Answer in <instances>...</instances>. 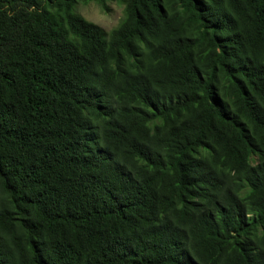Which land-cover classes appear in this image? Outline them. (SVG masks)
I'll return each instance as SVG.
<instances>
[{"label":"trees","instance_id":"trees-1","mask_svg":"<svg viewBox=\"0 0 264 264\" xmlns=\"http://www.w3.org/2000/svg\"><path fill=\"white\" fill-rule=\"evenodd\" d=\"M0 264H264V0H0Z\"/></svg>","mask_w":264,"mask_h":264},{"label":"rangeland","instance_id":"rangeland-1","mask_svg":"<svg viewBox=\"0 0 264 264\" xmlns=\"http://www.w3.org/2000/svg\"><path fill=\"white\" fill-rule=\"evenodd\" d=\"M78 10L87 20L110 32L121 21L124 6L118 3H111V12L108 13L104 12L98 3L90 2L88 4H80Z\"/></svg>","mask_w":264,"mask_h":264}]
</instances>
